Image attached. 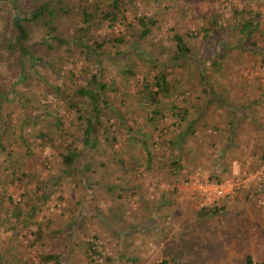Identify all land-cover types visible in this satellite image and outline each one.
Returning <instances> with one entry per match:
<instances>
[{
    "label": "rangeland",
    "instance_id": "rangeland-1",
    "mask_svg": "<svg viewBox=\"0 0 264 264\" xmlns=\"http://www.w3.org/2000/svg\"><path fill=\"white\" fill-rule=\"evenodd\" d=\"M104 6L102 5V9H105ZM185 8L187 11L182 10ZM236 10L247 12V18L260 24L259 31L255 32L256 36L251 41L256 43L255 47H239L241 36L237 14L234 12ZM155 13L162 20L160 30L153 37L157 45L169 37L170 29H174L184 35L193 55L202 63L214 60L221 50L226 52V57L221 62V72H211L209 82L218 87L214 91L229 105L250 103L253 97L264 91V0H160L157 4L153 0H135V3L128 5L127 23L136 17ZM213 16H217L221 29L212 25ZM108 32L106 25L100 29L94 26L91 36L96 34L99 37ZM110 33L115 37L123 34L126 42L115 48L112 45L106 47L109 55L122 53L129 47L132 34L125 26L117 25ZM35 34L38 39L39 31ZM148 50L159 60L162 59L160 50L155 47H149ZM71 59L75 62L74 67H77V75L82 73L85 76L84 72L98 70V65H93V61H86L84 56ZM125 62V56L110 59L104 67V82L114 81V89L118 92L114 93V99H110L113 110L120 109L119 114L124 115L126 123L137 129L146 124L144 114L135 110L127 113L120 101L138 91V84L141 86L144 79L155 76L162 65L160 62L156 64L157 68H153L147 62L129 57L127 63L133 65L131 70L134 75L128 74L122 78L119 67ZM182 65L178 68L175 64L169 66L171 79L180 80L184 90L196 86L195 91L190 90L193 96L199 95L200 100L204 99V88L198 85L200 71L191 60ZM67 74L64 69L59 80L54 74L45 73L44 77L53 85L65 82L69 87L71 83L65 78ZM29 77L31 89L40 93L38 79L30 72ZM70 88L68 93L72 96L74 91L72 86ZM52 99L54 98L50 96L49 101ZM38 100L42 105L48 102L40 96ZM257 107L251 108V111L258 122L264 123V96L260 98ZM7 108L14 112L13 116L19 113L16 104ZM60 112L64 120L61 133L67 132L72 136L62 142V138L58 137L60 133H57L56 143L63 145L55 151L50 146H44L43 141L34 140V135L29 136L33 154L27 158L30 161L28 165L31 164L28 166L30 169L25 170L28 176L23 178L22 183L14 180L6 192L0 190V225L5 221L3 214L14 210L19 203L21 207L26 203L30 206L38 205L40 210L35 217L37 222L42 223L43 240L53 244L52 251L55 253L67 254L71 250L69 264H248V255L253 257L254 264H264V162L256 165V161L261 160L259 157L262 151L258 146L262 139L259 132L254 131L255 127H239L241 137L236 139V154L228 152L221 159L223 166L228 165V171L218 175L220 182L226 184L225 194L215 197L207 206H202L200 187L205 186L211 173L209 163L206 167L201 162L203 159H196L199 167H193L190 171L187 167L182 175L172 179L169 177V168L165 172L148 171L145 158H142V163L135 170L131 165L127 166V170L120 168L115 162L118 157L114 159L111 156V146L107 145L108 148L105 145L96 155L104 151L106 157L91 159L93 162L89 171V189L83 186L85 183H82V175L78 171L72 177L62 179L60 152H64L71 142L76 144L77 151L81 150L78 140L82 137L83 126L66 102H62ZM107 112L110 115L108 124L114 126L108 130L105 138L118 139L114 150L124 148V142L119 136L123 132L119 116L108 110ZM223 112L225 110L219 112L216 108V118L221 123L218 129L223 131L222 138L227 139L230 131L225 130ZM205 123L209 125V129L212 128L214 123L210 115L206 114L198 125ZM31 130V127L27 128V131ZM153 136V143H156L154 155L163 153L161 133L155 132ZM255 137L258 138L256 144ZM111 143L114 142L111 140ZM138 151H135L136 156L141 157ZM52 153L54 154L51 155ZM4 166L8 165L2 164V168ZM97 167L100 168L98 173L93 174V168ZM188 171V174H184ZM7 174L11 175L9 171ZM58 177L60 180L56 185ZM96 181L100 184H96ZM103 183L121 188L110 190ZM44 195L47 196L45 200ZM205 208L216 210L218 214L200 218L198 213ZM33 230L37 231L35 228ZM236 234L240 239H235ZM21 235H26V231L8 232L5 228L0 229V253L18 246L22 242ZM27 237L24 248L26 251L19 253L17 257H22L24 264H42L43 254L49 248H31L34 238L29 234ZM86 242L96 244V250L101 255L96 261L86 257ZM223 247L227 254L222 252ZM12 253L15 251L12 250ZM108 258L112 262L108 263ZM132 259L136 261L131 262Z\"/></svg>",
    "mask_w": 264,
    "mask_h": 264
},
{
    "label": "trees",
    "instance_id": "trees-1",
    "mask_svg": "<svg viewBox=\"0 0 264 264\" xmlns=\"http://www.w3.org/2000/svg\"><path fill=\"white\" fill-rule=\"evenodd\" d=\"M153 1L155 4L160 3V0ZM130 3H135V0H86L84 2L77 0H0V190L6 192L9 184L14 180L22 183L23 178L28 176L25 170L26 168L29 170L31 164L28 165L30 161L27 158L33 154L29 136L34 135V140L43 141L44 146H50L53 151L63 145V143H56L57 133H60L58 137L62 138V142L72 136L67 132L61 133L64 126L60 112L62 102H66L68 107L74 111L83 127L82 137L78 140L81 150L77 151L76 144L71 142L65 147L64 152H60V163L63 169L60 175L63 179L72 177L77 171L80 172L82 183H85L83 186L87 189L90 188L88 179L93 162L91 159L105 156L104 151L96 155L105 145L111 146V156L114 159L118 157L115 162L120 168L127 170V166L131 165L135 170L142 163V158H145L148 171L165 172L169 168V177L172 179L182 175L187 167L189 171L193 167H199L196 159H203L201 162L206 167L209 163V169L211 168L207 181L219 184L221 180L218 179V175L228 171V165L223 166L221 162L222 157L228 152L236 154V139L241 137L239 127L252 125L255 127L254 131L259 132L262 139L258 146L262 151L259 157L261 160L256 161V165L264 162V123L258 122L254 112L251 111L253 107L258 108L264 91L253 97L250 103L243 102L238 106L229 105L219 97L221 95L214 91L218 87L212 86L209 82L212 74L221 72V62L225 59L226 52L221 50L214 60L208 63L206 62L210 60H205V63H202L193 55L184 35L174 29H170L169 37L157 45L153 37L155 32L160 30L159 25L162 20L158 19L155 13L151 16L136 17L128 24L126 13ZM102 5H105V9H102ZM182 10L187 11V8ZM234 12L237 14V25L240 26L239 47L250 45L255 47L256 43L251 41L256 36L255 32L259 31L260 24L252 18H247V12L237 10ZM216 18L217 16H213L212 25L219 30L221 27ZM104 25L109 30L108 33L99 37L96 34L91 36L94 26L100 29ZM117 25L125 26L132 35L129 39V47L125 48L122 53L111 56L106 47L112 45L115 48L126 42L123 34L115 37L110 33ZM38 31L40 35L36 39L35 32ZM149 47L160 50L163 60L156 58L154 53L148 50ZM79 55L84 56L86 61H93V65L97 64L98 70L84 72L87 77L82 73L77 75V70H75L77 67H74L75 62L73 63L71 58L75 59ZM124 56L126 62L119 67V75L122 78L127 77L128 74L134 75L133 65L127 63L129 57H136L147 62L153 68H157L156 64L160 62L162 65L155 76L144 79L141 86L138 84V91L120 101L127 113L135 110L144 114L146 124L144 127L138 126L137 129L126 123L124 115L119 114L120 109L113 110V103L110 99H114V93L118 92L114 89V81L104 82L106 63L110 59ZM262 58L264 63V56ZM190 60L200 71L198 85L204 88L202 93L205 96L202 100L199 95L193 96L194 94L190 91H195L196 86L193 85L188 87V90H184L181 87L182 82L171 79L168 70L172 64L178 68L183 66V63H189ZM64 69L68 73L65 78L71 83L70 86L74 91L72 96L68 93L70 86L67 87L65 82L62 85H53L44 77L45 73H49L56 75L55 77L59 80L61 71ZM29 72L38 79L40 93L31 89ZM38 96L48 102L42 105ZM50 96L54 99L49 101ZM77 99L79 100L76 103ZM198 100H200L199 103H197ZM13 104H16L19 109V113L15 116H13L14 112L7 108ZM216 108L219 112L225 110L223 112L225 130L230 131L227 139L222 138L223 131L218 129L221 123L216 118ZM107 110L119 116V125L122 127L121 131L123 130L119 136L124 142V148L114 150V144L118 139L105 138L108 130L114 126L108 124L110 115ZM206 114L210 115L214 123L210 129L207 123L202 126L198 125ZM133 122L137 125L135 120ZM28 127L32 130L27 131ZM155 132L161 133L163 138V153L156 155L153 153L156 144L153 143ZM255 138L256 144L258 138ZM111 140L114 143H111ZM73 146L76 148L74 149ZM137 150L141 157L136 156L135 151ZM212 158L215 160H211ZM154 160L157 161L153 163ZM2 164L8 166L2 168ZM100 168L103 167L100 166ZM100 168H93V174H97ZM8 171L11 175L7 174ZM189 171L184 174H188ZM57 179L56 185L60 177ZM98 183L99 181H96V184ZM104 186L110 190L121 188L107 184ZM46 198L47 196L44 195V200ZM42 200L39 199V201ZM28 208L30 209L27 210ZM39 210L38 205L30 206L26 203L24 207H21L19 203L14 210L3 214L5 221L1 223L0 229L5 228L8 232L25 230L26 235H21L22 242L18 246L0 253V264H24V259L17 255L26 251L24 248H26L28 234L34 238L31 248L35 246L49 248L48 252L43 254L42 264H69L71 250H68L67 254L55 253L52 251L53 244L43 240L42 223L37 222L35 217ZM217 214L216 210L205 208L198 213V216L206 218ZM84 244L86 257L91 258V261H96V258L101 256L96 250V244L93 242ZM12 250L15 253H12ZM106 260L108 263L112 262L109 258ZM135 261L136 259L131 260V262ZM247 262L253 264L250 258Z\"/></svg>",
    "mask_w": 264,
    "mask_h": 264
},
{
    "label": "built area",
    "instance_id": "built-area-1",
    "mask_svg": "<svg viewBox=\"0 0 264 264\" xmlns=\"http://www.w3.org/2000/svg\"><path fill=\"white\" fill-rule=\"evenodd\" d=\"M226 184H216L207 182L204 187H200L202 206H207L208 203L213 202L215 197L224 196ZM213 193V195H212Z\"/></svg>",
    "mask_w": 264,
    "mask_h": 264
},
{
    "label": "crops",
    "instance_id": "crops-1",
    "mask_svg": "<svg viewBox=\"0 0 264 264\" xmlns=\"http://www.w3.org/2000/svg\"><path fill=\"white\" fill-rule=\"evenodd\" d=\"M234 232H235V231H234ZM233 234H234V233H233ZM235 239H236V240H237V239H240V237L237 236V234H236ZM235 239H234V240H235ZM224 249H225V248L223 247L222 252L227 254V252H225ZM224 255H225V254H224ZM247 255H248V254H247ZM250 256H251V255H248L247 257H249V258L252 260V263H253V257L251 258ZM245 257H246V256H245ZM226 258H228V256H227ZM249 258H247V261H248ZM253 264H254V263H253Z\"/></svg>",
    "mask_w": 264,
    "mask_h": 264
}]
</instances>
